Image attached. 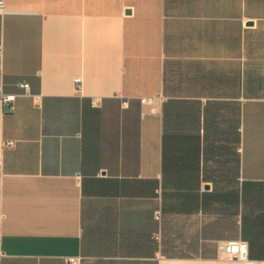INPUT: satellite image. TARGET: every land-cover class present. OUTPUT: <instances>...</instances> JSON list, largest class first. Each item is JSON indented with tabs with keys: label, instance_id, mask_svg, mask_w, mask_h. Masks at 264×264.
Instances as JSON below:
<instances>
[{
	"label": "crops",
	"instance_id": "1",
	"mask_svg": "<svg viewBox=\"0 0 264 264\" xmlns=\"http://www.w3.org/2000/svg\"><path fill=\"white\" fill-rule=\"evenodd\" d=\"M0 3V264L264 262V0Z\"/></svg>",
	"mask_w": 264,
	"mask_h": 264
},
{
	"label": "built area",
	"instance_id": "2",
	"mask_svg": "<svg viewBox=\"0 0 264 264\" xmlns=\"http://www.w3.org/2000/svg\"><path fill=\"white\" fill-rule=\"evenodd\" d=\"M4 5L0 3V14L4 13ZM78 90L81 89V81L79 79L75 80ZM18 87L22 90L28 92V84H19ZM0 101L4 105H11L15 101V96L4 95L0 91ZM144 103L145 100H142ZM95 104V102L93 103ZM128 103L125 101L122 103V107L126 108ZM14 143L8 142L5 144L6 148L13 147ZM156 219L160 220V214L156 213ZM218 260L220 262L232 263V264H264L261 261H251L248 257V244L242 240L234 241H222L218 243ZM67 264H81V259L79 257H71L67 259Z\"/></svg>",
	"mask_w": 264,
	"mask_h": 264
}]
</instances>
